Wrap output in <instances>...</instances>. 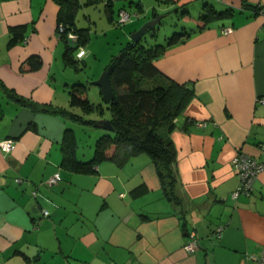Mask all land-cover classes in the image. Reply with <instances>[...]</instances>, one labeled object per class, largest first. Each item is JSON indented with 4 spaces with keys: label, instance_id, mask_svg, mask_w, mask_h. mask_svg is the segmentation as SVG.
I'll list each match as a JSON object with an SVG mask.
<instances>
[{
    "label": "crops",
    "instance_id": "crops-1",
    "mask_svg": "<svg viewBox=\"0 0 264 264\" xmlns=\"http://www.w3.org/2000/svg\"><path fill=\"white\" fill-rule=\"evenodd\" d=\"M59 1L0 0V141H15L10 152L0 149V264L264 261V170L248 193L232 198L240 183L235 153L264 162V0H77L74 6V25L88 36L94 22L89 8L99 5L111 25L118 12L128 13L120 25L136 23L128 35L172 9L194 26L153 60L162 73L160 83L169 78L193 88L167 133L176 152L182 213L165 196L146 154L120 165L102 161L92 172L64 167L65 129L73 130L76 143L78 137L68 121L85 123L32 109L8 93L80 113L69 102L74 78L56 30ZM204 4L230 14L198 28ZM81 8L87 9L86 24L77 18ZM18 26L24 39L10 42V31ZM223 27L231 31L224 33ZM95 113L84 116L96 118L90 125L106 130L97 124L109 116ZM75 156L89 160L92 150L80 153L76 147ZM54 173L61 179L50 186L46 181ZM219 225L224 227L216 235ZM191 235L197 245L188 250Z\"/></svg>",
    "mask_w": 264,
    "mask_h": 264
},
{
    "label": "trees",
    "instance_id": "trees-1",
    "mask_svg": "<svg viewBox=\"0 0 264 264\" xmlns=\"http://www.w3.org/2000/svg\"><path fill=\"white\" fill-rule=\"evenodd\" d=\"M59 2L61 7L57 25L62 24L65 30L71 29L78 35L77 46L70 45L64 33L59 35L65 42L66 62L77 68L76 59L79 58L73 56V50L79 46L84 47L89 36L86 29L76 28L74 25L73 9L77 0ZM260 10L255 8L254 12ZM227 14L230 13L215 10L212 6L204 4L202 12L196 17L200 24L198 28ZM23 32V26L13 27L10 31V42L24 39ZM155 32V27L147 31L152 37L155 36ZM188 33L189 30L174 32L163 43H149L145 34L138 41L132 39L127 41L118 54L110 58L109 64L112 63L110 81L116 98L105 103V106L110 112L109 119L113 131L106 129L94 141L91 158L79 161L75 156L77 143L73 130L66 128L61 143L63 155L61 163L64 167L78 172H92L94 165L102 161L120 165L131 157L146 154L156 168L165 196L181 211L180 213L183 212L184 198L175 171V147L167 133L173 129V118L192 97L193 88L190 83H178L169 78L160 83L158 77L162 73L153 64V60L160 56L167 46ZM86 91L87 85L84 83H73L69 87L70 105L78 107L80 113L27 101L11 90H8V93L32 109L59 113L90 125L97 119L84 115L92 111L97 114L100 111V114H103V109L102 105L90 101Z\"/></svg>",
    "mask_w": 264,
    "mask_h": 264
},
{
    "label": "rangeland",
    "instance_id": "rangeland-1",
    "mask_svg": "<svg viewBox=\"0 0 264 264\" xmlns=\"http://www.w3.org/2000/svg\"><path fill=\"white\" fill-rule=\"evenodd\" d=\"M99 6L89 8L91 10L94 22H91V27L89 29V38L83 47V57L78 59L79 65L78 67H74L73 65H68V71L71 73L72 77L70 82L72 84L75 83H84L87 85V96L90 101L95 104L102 105L103 114H110L109 110L105 106V102L102 100V95L99 94V87L92 84L94 80H96L99 75L104 70V67L109 64V60L113 55L118 54L120 49L125 45L127 41H129L130 35H128V31L130 27L136 26L135 24L127 26V24L120 26L118 22L121 19V15L117 14V18L115 24L111 25L103 16V10H98ZM103 9V8H102ZM87 11L81 8L78 11L77 18L81 20L82 23L86 24L85 20V12ZM193 16H197V11H190ZM181 17V12H175V10H170L163 16L160 21L155 26V36L152 37L148 33L145 35L147 41L149 43H163L165 39L171 36L174 32H181L183 30H189V28H193L194 26L189 23H184ZM85 21V22H84ZM126 20L124 23H126ZM145 22V21H143ZM142 22V23H143ZM129 23V22H128ZM140 23L138 27L142 24ZM137 27V28H138ZM78 49L73 50V56L76 58ZM95 90V96L92 91ZM69 93V90H68ZM96 114V113H95ZM100 111H98V116ZM97 115V114H96ZM101 115V114H100ZM68 126L75 128V131L78 134L77 137V148L80 153L84 151L92 150L93 153V145L94 141L100 134H103V129H99L92 125L80 124V126L75 125L74 122L68 121Z\"/></svg>",
    "mask_w": 264,
    "mask_h": 264
},
{
    "label": "built area",
    "instance_id": "built-area-1",
    "mask_svg": "<svg viewBox=\"0 0 264 264\" xmlns=\"http://www.w3.org/2000/svg\"><path fill=\"white\" fill-rule=\"evenodd\" d=\"M121 15V19L118 22L119 25H122L126 20H128L129 15L127 12L121 10L119 12ZM57 33L60 35V33H64L67 42L72 46H77L78 41V35L70 30H65L64 25L58 24L57 25ZM222 32L227 33L231 31V27H223ZM79 50L77 51V57L82 58L83 57V46L78 47ZM15 146V141L11 138L3 139L0 141V149L4 152H10ZM260 147L264 149V143H261ZM233 165L235 170L237 171L239 177H240V183L237 186L236 190L232 193V198H236L239 193H248L252 189L253 181L257 177L258 173L264 170V162H260L256 160L253 156L244 153L243 151H237L233 157ZM61 179L59 173H54L51 175L46 183L48 185H53L57 183ZM16 182H21V178H15ZM35 194V192H33ZM42 215L47 216L48 210H42ZM223 225H219L215 229V234L220 235L221 231L223 230ZM197 245L196 238L191 235L189 242L186 243L185 247L188 250L193 249ZM260 264H264V261H262V258L258 259Z\"/></svg>",
    "mask_w": 264,
    "mask_h": 264
},
{
    "label": "water",
    "instance_id": "water-1",
    "mask_svg": "<svg viewBox=\"0 0 264 264\" xmlns=\"http://www.w3.org/2000/svg\"><path fill=\"white\" fill-rule=\"evenodd\" d=\"M162 15H157L149 18L145 22H143L136 30H134L130 38L133 41H138L142 38L143 35L147 33L148 30L154 28L156 24L160 21ZM112 70V63H110L99 75V77L93 81V84L99 87V90L102 95V100L105 103H109L115 100V93L112 89L111 81H110V73ZM98 126L113 131V126L111 124L110 119L100 120L97 124Z\"/></svg>",
    "mask_w": 264,
    "mask_h": 264
}]
</instances>
